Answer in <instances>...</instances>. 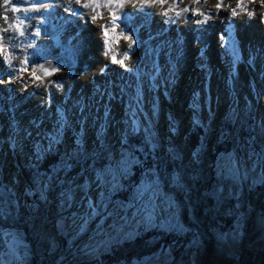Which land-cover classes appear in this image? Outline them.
<instances>
[{"label": "bare ground", "instance_id": "6f19581e", "mask_svg": "<svg viewBox=\"0 0 264 264\" xmlns=\"http://www.w3.org/2000/svg\"><path fill=\"white\" fill-rule=\"evenodd\" d=\"M125 14L134 20L116 24ZM263 72L264 0H0V171L23 203L7 137L35 157L41 140L72 153L74 121L90 133L98 120L118 140L151 127L169 149L185 146L195 123L245 111L250 81L263 121Z\"/></svg>", "mask_w": 264, "mask_h": 264}, {"label": "rangeland", "instance_id": "374dc122", "mask_svg": "<svg viewBox=\"0 0 264 264\" xmlns=\"http://www.w3.org/2000/svg\"><path fill=\"white\" fill-rule=\"evenodd\" d=\"M252 84L256 96L245 111L227 113L209 130L194 124L191 131L204 127L207 136L197 149L189 142L169 149L151 127L124 132L118 140L98 120L90 133H82L76 121L69 124L67 137L81 142L72 153L65 141L48 147L41 140L35 157L9 135L5 147L21 176L20 167L36 169L46 154L59 147L63 152L55 173L34 176L33 188L22 176L27 187L21 204L22 191L11 183L10 171H0V264H108L104 256L114 247L149 231L175 240L159 252L114 264H264V120L257 107L262 97ZM227 120L237 144L215 158ZM4 130L0 115V136ZM141 132L154 164L125 199L116 198L141 163L126 145L129 135Z\"/></svg>", "mask_w": 264, "mask_h": 264}, {"label": "trees", "instance_id": "16d2710c", "mask_svg": "<svg viewBox=\"0 0 264 264\" xmlns=\"http://www.w3.org/2000/svg\"><path fill=\"white\" fill-rule=\"evenodd\" d=\"M204 137L205 141H207V136L203 128L200 126L194 127L189 135L190 147L197 149L202 143V139ZM236 144L237 139L234 135L233 123L231 120H227L225 132L219 142L215 144V158L222 153L231 152ZM126 145L133 149V153L141 163L133 167V176L130 180H127L124 183V191L116 195V198L124 199L125 196L129 195L133 191V188L140 182L146 170L154 164V153L150 151V142L145 132L129 135ZM62 152V147H59L56 152L46 154L36 169L20 167L22 176L31 188L35 186L34 176L37 175L40 178H48L50 175L55 173L56 169L61 164ZM16 158L17 160L19 159L18 156H16ZM2 226L6 227L5 224ZM3 227L1 229H3ZM160 236L161 238L159 241L151 243L154 238ZM174 240L175 239L172 236L160 235L157 231H149L136 238L133 242H128L121 246L114 247L111 253L104 256V259L108 262V264H114L117 261L122 260L123 257H126L128 260H131L136 256L145 257L159 252L168 245L172 244Z\"/></svg>", "mask_w": 264, "mask_h": 264}, {"label": "water", "instance_id": "95a60500", "mask_svg": "<svg viewBox=\"0 0 264 264\" xmlns=\"http://www.w3.org/2000/svg\"><path fill=\"white\" fill-rule=\"evenodd\" d=\"M48 71L47 70H44V69H38V74L40 76H45L47 75ZM204 129V132L206 133V129L204 127H202ZM30 168V167H29Z\"/></svg>", "mask_w": 264, "mask_h": 264}, {"label": "snow or ice", "instance_id": "6c2138e0", "mask_svg": "<svg viewBox=\"0 0 264 264\" xmlns=\"http://www.w3.org/2000/svg\"><path fill=\"white\" fill-rule=\"evenodd\" d=\"M84 7H91V5L90 4H84L83 5ZM220 5H218V7H219ZM236 14V12H235V10H233V15H235ZM165 15H167V13H165ZM250 15H251V13H250ZM22 35H23V33H21Z\"/></svg>", "mask_w": 264, "mask_h": 264}]
</instances>
